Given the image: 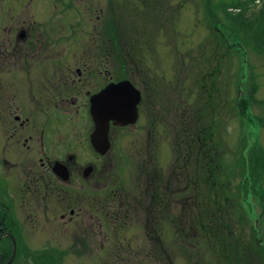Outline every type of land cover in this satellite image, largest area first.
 Returning a JSON list of instances; mask_svg holds the SVG:
<instances>
[{
  "label": "flooded vegetation",
  "instance_id": "af4514ba",
  "mask_svg": "<svg viewBox=\"0 0 264 264\" xmlns=\"http://www.w3.org/2000/svg\"><path fill=\"white\" fill-rule=\"evenodd\" d=\"M116 7L106 0L87 17L79 0H0V264H9L14 252L10 264H64L79 252L82 228L106 230L97 200L113 228L126 225L128 195L111 193L110 182L112 139L120 132L140 131L132 149L145 188L157 174L159 92L148 81L128 79L129 72L139 74L140 63L126 48L124 9ZM123 81L139 92L136 120L131 110L99 123L93 101L104 91L111 109L112 84ZM152 219L156 230L157 214ZM37 231L75 232L71 253L52 244L30 251L27 233Z\"/></svg>",
  "mask_w": 264,
  "mask_h": 264
},
{
  "label": "rangeland",
  "instance_id": "374dc122",
  "mask_svg": "<svg viewBox=\"0 0 264 264\" xmlns=\"http://www.w3.org/2000/svg\"><path fill=\"white\" fill-rule=\"evenodd\" d=\"M82 1L79 0L81 16L95 17L96 11L106 6V0ZM113 1L117 7L124 6L122 37L128 42L126 48L133 54L132 61L140 63L139 74L129 72L128 79L137 84L148 81L159 92L156 111L160 114L162 138L157 172L169 174L175 159L176 105L199 106L202 84L206 89L214 86L220 118L218 133L228 152L227 165H237L243 154L249 171L255 161L254 153L264 154V48L257 49L252 40L242 43L231 23L225 22L224 4L229 5L232 0ZM257 4L260 7L262 2ZM228 12L236 14L238 10L229 8ZM222 35L228 50L222 47ZM128 61L135 69L136 63ZM117 138L112 139L111 193L128 195L127 223L113 228L106 210L97 211L101 208L97 200L96 214L106 230L88 232L82 228L78 233L79 252L76 256H65L64 264H160L159 240L172 253L173 264H188L186 252L176 244L175 226L164 221L152 230L145 224L144 207L138 200L139 195L148 196L145 188V194L140 192L147 181L139 173L136 164L139 159L132 149L141 140L140 131L138 135L135 130L120 132ZM257 172L255 187L242 199L247 221L245 234L250 236L254 227L258 242L264 245V168ZM104 207L112 209L113 204ZM175 213L173 208L172 214ZM236 222L243 225L240 219ZM76 235L73 231L28 232L27 247L38 253L45 245H59L70 254ZM154 250L158 251L156 260L151 258Z\"/></svg>",
  "mask_w": 264,
  "mask_h": 264
},
{
  "label": "trees",
  "instance_id": "16d2710c",
  "mask_svg": "<svg viewBox=\"0 0 264 264\" xmlns=\"http://www.w3.org/2000/svg\"><path fill=\"white\" fill-rule=\"evenodd\" d=\"M257 1L262 2L260 7ZM229 8L238 13L228 12ZM223 11L225 22L231 23L242 43L252 40L257 49L264 48V0H232L229 5L224 4ZM114 42L117 48L122 43L118 38ZM221 42L228 50L224 35ZM212 88L206 89L202 84L199 106L176 105L175 159L171 170L169 174L159 170L150 176L147 188L140 190L145 194V188L148 196L139 195L138 203L144 207L147 229L155 214L160 226L164 221L175 226L176 244L186 252L188 264H264V245L258 242L257 230L252 227L250 236L245 234L247 221L242 200L257 183V171L264 168V154L254 153L255 161L253 165L249 162V171L243 154L237 165H227L228 152L218 133L219 109ZM161 136L159 127L160 140ZM173 208L177 213L172 214ZM236 219L242 220L243 225H237ZM158 245L160 264H173L172 253L160 240ZM9 257L10 254L5 256ZM44 264L57 263L48 260Z\"/></svg>",
  "mask_w": 264,
  "mask_h": 264
},
{
  "label": "water",
  "instance_id": "95a60500",
  "mask_svg": "<svg viewBox=\"0 0 264 264\" xmlns=\"http://www.w3.org/2000/svg\"><path fill=\"white\" fill-rule=\"evenodd\" d=\"M105 91H110V88L105 89ZM112 107L105 104L104 102V91L99 94L91 105V113L94 118H96L99 123H102L107 118L115 119L114 117L120 118L128 116L131 113V110L134 112L133 120L137 118V105L140 101L139 92L131 84L130 81H123L118 84H112ZM136 93L137 98L132 99V94ZM127 112V113H126ZM102 132V127L99 128L98 132ZM109 147H106L105 150H108ZM16 252L13 253L9 264L14 260Z\"/></svg>",
  "mask_w": 264,
  "mask_h": 264
}]
</instances>
